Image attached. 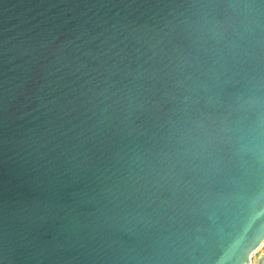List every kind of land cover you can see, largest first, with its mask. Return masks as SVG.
Segmentation results:
<instances>
[{"label": "water", "instance_id": "1", "mask_svg": "<svg viewBox=\"0 0 264 264\" xmlns=\"http://www.w3.org/2000/svg\"><path fill=\"white\" fill-rule=\"evenodd\" d=\"M264 0H0V264H264Z\"/></svg>", "mask_w": 264, "mask_h": 264}, {"label": "bare ground", "instance_id": "2", "mask_svg": "<svg viewBox=\"0 0 264 264\" xmlns=\"http://www.w3.org/2000/svg\"><path fill=\"white\" fill-rule=\"evenodd\" d=\"M264 244V242L259 246V248L256 250V253H259V255H264V253L261 251V247ZM250 264H257V259H254V255L251 258Z\"/></svg>", "mask_w": 264, "mask_h": 264}, {"label": "rangeland", "instance_id": "3", "mask_svg": "<svg viewBox=\"0 0 264 264\" xmlns=\"http://www.w3.org/2000/svg\"><path fill=\"white\" fill-rule=\"evenodd\" d=\"M261 251L264 253V244L261 247Z\"/></svg>", "mask_w": 264, "mask_h": 264}]
</instances>
